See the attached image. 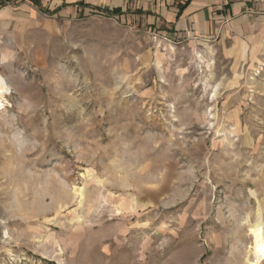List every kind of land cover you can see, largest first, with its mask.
Wrapping results in <instances>:
<instances>
[{"label":"rangeland","instance_id":"obj_1","mask_svg":"<svg viewBox=\"0 0 264 264\" xmlns=\"http://www.w3.org/2000/svg\"><path fill=\"white\" fill-rule=\"evenodd\" d=\"M159 1L0 0V264L256 261L264 40L165 35Z\"/></svg>","mask_w":264,"mask_h":264},{"label":"crops","instance_id":"obj_2","mask_svg":"<svg viewBox=\"0 0 264 264\" xmlns=\"http://www.w3.org/2000/svg\"><path fill=\"white\" fill-rule=\"evenodd\" d=\"M155 9L165 35L229 42L231 52L264 40V0H161Z\"/></svg>","mask_w":264,"mask_h":264},{"label":"bare ground","instance_id":"obj_3","mask_svg":"<svg viewBox=\"0 0 264 264\" xmlns=\"http://www.w3.org/2000/svg\"><path fill=\"white\" fill-rule=\"evenodd\" d=\"M10 89L11 86L8 84V82L0 80V109L4 107L5 95L10 93ZM250 228L251 234L254 237V245L257 251L256 261L251 263L258 264L260 259L264 256V230L261 213L259 214V219L255 223L251 224Z\"/></svg>","mask_w":264,"mask_h":264},{"label":"trees","instance_id":"obj_4","mask_svg":"<svg viewBox=\"0 0 264 264\" xmlns=\"http://www.w3.org/2000/svg\"><path fill=\"white\" fill-rule=\"evenodd\" d=\"M32 3H34L36 6H38L41 10L43 11H46V12H50V10H48L47 8H45L42 4V0H30ZM76 5H85V6H89L90 4L88 3H85L83 1H78V2H75ZM58 8H56L55 10H58ZM106 11L110 12V13H115V14H118V13H121V8L120 7H116L112 10H110L109 8H104Z\"/></svg>","mask_w":264,"mask_h":264},{"label":"built area","instance_id":"obj_5","mask_svg":"<svg viewBox=\"0 0 264 264\" xmlns=\"http://www.w3.org/2000/svg\"><path fill=\"white\" fill-rule=\"evenodd\" d=\"M156 33V32H155ZM158 35L157 34H155V37H157Z\"/></svg>","mask_w":264,"mask_h":264}]
</instances>
